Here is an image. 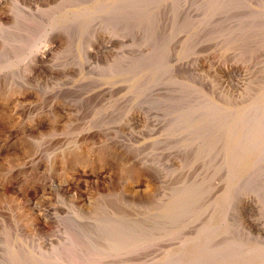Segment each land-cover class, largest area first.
Returning a JSON list of instances; mask_svg holds the SVG:
<instances>
[{
	"label": "rangeland",
	"instance_id": "1",
	"mask_svg": "<svg viewBox=\"0 0 264 264\" xmlns=\"http://www.w3.org/2000/svg\"><path fill=\"white\" fill-rule=\"evenodd\" d=\"M0 45V264H264V0H0Z\"/></svg>",
	"mask_w": 264,
	"mask_h": 264
},
{
	"label": "bare ground",
	"instance_id": "2",
	"mask_svg": "<svg viewBox=\"0 0 264 264\" xmlns=\"http://www.w3.org/2000/svg\"><path fill=\"white\" fill-rule=\"evenodd\" d=\"M11 17V16H10ZM47 43V42H46ZM1 47V45H0ZM4 48V46H2ZM53 48V47H52ZM51 46L48 45H44L42 46L40 49L37 50V52L35 54H33L35 57H37L39 59V64L38 65H41L43 64L44 62L46 63L51 57H53V51L51 50L52 49ZM57 49V48H56ZM9 51V49L7 50V52ZM57 51V50H56ZM6 55H11L10 53H6V51H4L3 49L0 50V58H5ZM11 58V57H10ZM8 58V59H10ZM32 58V57H31ZM8 61V60H7ZM4 64V63H3ZM48 64V63H47ZM33 68V67H32ZM36 71H34L35 73ZM25 97V96H24ZM18 102V101H17ZM10 106V105H9ZM11 108V107H10ZM12 112V111H11ZM41 113V112H40ZM17 135V134H16ZM15 136H8L6 139H5V143H4V146L3 147H12L14 143V141H16L15 139ZM33 214V213H32ZM32 216V215H31Z\"/></svg>",
	"mask_w": 264,
	"mask_h": 264
}]
</instances>
